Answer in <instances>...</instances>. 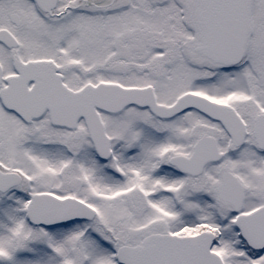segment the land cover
I'll return each instance as SVG.
<instances>
[{"label":"snow or ice","instance_id":"obj_1","mask_svg":"<svg viewBox=\"0 0 264 264\" xmlns=\"http://www.w3.org/2000/svg\"><path fill=\"white\" fill-rule=\"evenodd\" d=\"M0 264H264V0H0Z\"/></svg>","mask_w":264,"mask_h":264}]
</instances>
